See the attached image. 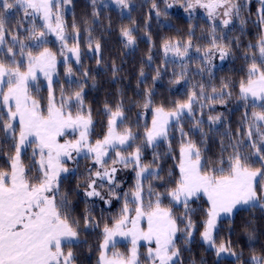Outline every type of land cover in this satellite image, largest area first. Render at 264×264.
I'll list each match as a JSON object with an SVG mask.
<instances>
[{"label": "snow or ice", "instance_id": "snow-or-ice-1", "mask_svg": "<svg viewBox=\"0 0 264 264\" xmlns=\"http://www.w3.org/2000/svg\"><path fill=\"white\" fill-rule=\"evenodd\" d=\"M91 3L95 8L97 0H91ZM114 3L121 10L130 8L129 0H114ZM259 3V23H264V0H259ZM70 4L71 0H0V55L3 56L0 59V132H3L5 142H10V151L14 153L8 156L9 170H0V264H74L73 252H65L64 248L70 249L77 242L80 222L70 219V200L61 192V174H68L70 171L65 167L67 161L75 160L77 166L73 171H79L78 157L92 160V167L86 168L83 174L84 195L87 198H99L106 204H111L110 197L116 195V190L120 187L116 173L130 165L135 172L134 190L116 195V199H123L120 216L114 220L112 227L105 225L103 228L99 264H140L137 250L140 240L155 244L154 248H148L149 264H181L180 249L176 243L177 233L182 231L185 246L191 243L196 227L191 218L195 210L189 205L193 199H199L201 193L207 196L209 205L205 210L206 218L202 221V241L215 250L217 257L224 254L240 260L243 253L237 254L232 250L230 240L217 245L216 234L221 213L230 214L237 205L264 207L261 203L264 201V35L257 45H249V48H258V54L245 55L244 58L251 61L248 78L239 82L240 99L251 101L252 107L259 102L262 110L253 111L250 115L245 112L244 123L247 128L244 135L248 138L247 144L242 139L231 144V154L227 158L221 157L217 162L219 166L209 170L208 161L202 162L200 149L187 138L188 133L184 131L181 121L187 117L195 126L193 130L202 131L199 126L206 122L202 110L208 105L201 103V100L225 103V98L232 95L228 90V82L222 81L219 91L211 87V95L206 94L204 84L193 85L186 101H173L171 110H165L162 106L152 108L151 126L145 124L142 134L132 127L118 130V123L123 126L127 120L123 101L117 103L114 109L106 105L107 132L103 139L96 140L94 144L88 139L93 123L91 109H87V117L82 111L74 116L70 110L72 98L63 95L57 107L52 94V74L56 70L57 59L56 53L45 47L48 43L46 36L52 34L59 41L60 55L64 57L67 75L71 77L69 60L74 57L75 63L80 64L81 53L78 25L75 22L72 24L71 35L66 32L63 8ZM247 6L248 0L242 4L234 0H210L209 3L186 0V9L203 7L213 19L211 48L206 49L202 57L209 74L212 72V58L215 55L219 54L221 60L231 55L229 45L222 43L227 37L216 35L217 27L227 29L233 23V17L240 18L242 9ZM169 7L171 5L165 6V12ZM152 8L159 17L160 9L154 0ZM13 10L22 13L19 26L15 29L8 24L7 19ZM98 14V11L93 13L94 16ZM37 15L43 20L39 29L34 22ZM217 16L222 18L217 20ZM24 23H31L32 27L25 28ZM240 23L243 25L245 22L241 19ZM134 31L135 29L127 27L121 29L127 48H132L136 43ZM22 32L23 39L20 38ZM194 35V31L189 32V37ZM93 44L94 51L98 54L101 50L100 42L89 37L90 50L93 49ZM193 47L191 39L183 42L165 40L162 44L166 56L171 53L181 60L188 57V51ZM33 48L37 49L35 55ZM196 51L199 52L200 49L196 48ZM17 56L21 59L17 60ZM151 60L149 57V63ZM97 63H100L99 59ZM182 67L186 68V65ZM116 71L113 67V72ZM156 71L159 76L160 70ZM204 71V68L198 69L197 74L203 75ZM37 72L43 73L48 81L49 105L46 116L28 92L29 83L37 80ZM84 75L87 77V73ZM140 75L144 77L143 71ZM186 75V71L173 73L174 77H178L175 83H179ZM73 95L76 105L83 110L82 91H76ZM152 95L151 91H145V109L153 104ZM66 104L69 110H65ZM194 106L200 110V119L195 118ZM245 106L247 107V103ZM220 121V115L207 116L210 127ZM173 128L180 133L179 178L171 180L173 186L166 188L164 193L155 191L148 184L145 205V182L153 178L162 179L163 169L153 168L142 162L143 148H153V163H156L158 153L155 149L159 142L169 140V132ZM68 129H79V138L74 142L66 140L59 143L57 138ZM254 136L258 140L253 139ZM33 137L34 141L30 139ZM141 139L142 146L137 143ZM34 142L36 147L32 155L36 174L32 176L31 169L26 171L22 165L21 153ZM241 147H250L255 160L252 155L242 152ZM222 151H228V148H223ZM110 152L112 155H109ZM256 163L260 167L253 168L252 165ZM171 176L170 172L169 177ZM106 185L109 189L107 196L101 192ZM153 196L155 199H152ZM165 196L170 203L183 207L184 214L179 217L184 225L183 229L179 227L171 208L162 206ZM129 203L135 207L130 209ZM130 212L134 213V218L129 216ZM145 219L146 230L140 227L141 220ZM84 226L99 227V223L86 214ZM116 237L131 238L132 248L128 258L117 252H112L109 258L110 247H116ZM252 238V233H249V239ZM246 264H264V255L253 254Z\"/></svg>", "mask_w": 264, "mask_h": 264}, {"label": "trees", "instance_id": "trees-1", "mask_svg": "<svg viewBox=\"0 0 264 264\" xmlns=\"http://www.w3.org/2000/svg\"><path fill=\"white\" fill-rule=\"evenodd\" d=\"M174 1L154 0L161 13L157 17L152 8L153 0H129L130 8L125 9L124 12L106 5L103 0H97L95 8L91 0H71V4L63 8L67 34L73 33L71 26L75 22L79 28V38L87 46L89 37L93 41H99L101 50L97 54L93 44L91 51L88 48L81 51L80 64L70 60L68 66L72 68L71 77L67 75L66 65L59 64L56 94L67 93L74 98V92L82 91L83 110L75 105L71 107V111L73 115L82 111V114L87 116V109H91L93 123L89 135L92 142H95L103 139L107 132L106 105L114 109L117 103L123 101L127 120L123 126L119 125V128L132 127L134 131L142 134L145 124L151 126L152 108L162 106L165 110H171L174 106L173 101H186L187 95L193 90V85L204 84L206 94L211 95V87L219 91L221 82H228L230 84L228 90L232 95L225 98V103L201 100V103L208 105L202 110L206 121L199 126L202 131L193 130L195 126L187 117L181 121L184 131L188 133L187 138L191 139L200 149L202 162L207 160L208 169L211 170L219 166L217 162L221 157L227 158L231 154V144L241 139L244 144H247L248 138L244 135L247 128V124L244 123L245 112L250 115L253 111L262 110L259 102L252 107L251 101H242L239 95V82L248 78V68L251 64V61L244 57L245 55L251 56L253 53L258 54V48H249V45H257L263 35L264 23H259L257 14L261 5L259 0H248V6L242 9L240 18L233 17V23L227 29L221 30L220 26L217 27L216 35L227 37L222 43L229 45L231 55L223 60L220 59L219 54L215 55L212 58V72L209 74L202 57L205 50L211 48L210 37L213 21L208 19V11L203 7H196L198 11L191 13L189 17L175 11L172 7L167 8L165 12V6L172 5ZM207 1L209 0H201V3H209ZM234 2L242 4L245 0H234ZM94 11H98V16L93 15ZM7 19L8 24L15 29L19 26L18 22L22 19V13L13 10ZM241 19L245 22L243 25L240 23ZM34 22L38 29L41 23L43 24L39 15L35 17ZM23 27L30 28L32 24L24 23ZM124 27L135 29L133 35L136 43L132 48L125 47V40L121 35V29ZM190 31H194L195 35L189 37ZM20 38H24L23 32ZM46 39L48 43L45 47L54 52L57 51V38L48 34ZM188 39H191L194 45L189 49L188 57L181 60L179 57L169 58L171 53L165 55L162 48L165 40L183 42ZM27 42L30 43L25 41ZM196 48L200 51L197 52ZM36 50L32 49L33 52ZM149 57L152 58L150 63ZM0 59H3L2 55ZM97 59L100 60L99 64ZM182 65H186V68ZM113 67L117 69L115 73ZM201 68L205 69L203 75L197 74V70ZM157 69L160 70L159 76H157ZM141 71L144 77H141ZM182 71H186L187 75L180 79L179 83H175L178 77H174L173 73ZM84 73H87V77ZM142 80L146 82H141ZM44 91L46 96L42 101L47 102L48 89ZM145 91L153 93V104L148 109L143 107ZM194 112L195 118L200 119V110L195 106ZM138 114L142 115L138 116ZM209 114L220 115L221 121L210 127L207 123ZM137 121L139 128H137ZM253 139L258 140V137L254 136ZM137 143L143 144L142 139ZM179 147L180 133L173 128L169 132V140L159 142L155 149L158 153L156 163H153V148L151 146L143 148V163L153 168L163 169L162 179L153 178L145 182V205L147 204L148 184H151L155 191L164 193L166 188L173 186L171 180L179 178ZM223 148H228V151H222ZM241 151L252 155L250 147H241ZM13 154L10 151V142H5L4 134L0 132V170H9L8 156ZM252 159L255 160L254 155ZM21 161L28 170L31 169V175L34 176L36 172L33 163L29 162L26 154L21 155ZM78 161L79 171H73L61 177V192L66 194L70 200V219L74 218L80 222L79 242L74 243L70 249L65 247L64 251L73 252L74 264H99L98 255L99 246L103 242V228L105 225L113 226L114 220L121 214L123 205L119 203L114 207H106L87 198L84 195L83 174L86 168L92 167L91 159L81 158ZM252 166L253 168L260 167L258 163ZM170 172L172 173L171 178L169 177ZM132 179L129 178L123 182L124 188L129 191L133 186ZM78 185H80L79 188ZM152 199L155 197L153 196ZM261 203L264 204V201ZM162 206L171 208L179 227L183 229L184 225L179 220V217L184 214L183 207L170 203L166 196L162 200ZM189 206L195 210L191 218L195 222L196 231L188 246H185L183 242L182 231L177 233L176 243L180 249L181 264H192L193 261L195 264H202V262L203 264H246L251 255H264V207L241 208L232 218L220 220L216 234L217 245L230 240L232 250L237 254L243 253L242 258L236 260V258L217 257L215 251L202 242L200 233L203 231L202 221L206 218L205 210L209 206L207 198L200 195L199 199H193ZM134 207L133 204L131 209ZM86 214L94 218L99 223V227L85 228L84 216ZM130 214L134 215L132 212ZM249 233H252V239H249ZM130 247L131 243H119L113 251L122 254L123 257H128ZM140 249L143 251L146 247L143 245ZM139 261L140 264H149L144 253H141Z\"/></svg>", "mask_w": 264, "mask_h": 264}, {"label": "rangeland", "instance_id": "rangeland-1", "mask_svg": "<svg viewBox=\"0 0 264 264\" xmlns=\"http://www.w3.org/2000/svg\"><path fill=\"white\" fill-rule=\"evenodd\" d=\"M103 2L106 4V5H108V6H111V7H115V8H118V9H120L115 3H114V0H103ZM207 2H210V0L209 1H207ZM177 4V5H176ZM185 4H186V0H180V1H178V0H175L173 3H172V5H171V7L175 10V11H177V12H180V13H182L183 15H185V16H187V17H189V15L191 14V13H194L195 11H198V8H193V9H186L185 8ZM121 10V9H120ZM124 10L125 9H123L122 11L124 12ZM200 10V9H199ZM219 11H222V10H219ZM222 17H220V16H217V20H219V19H221ZM208 19L212 22L213 21V19L209 16L208 17ZM41 25H42V23H41ZM263 35H264V28H263ZM79 38V37H78ZM28 43V42H27ZM57 47H58V50L57 51H53L54 53H56V59H57V65H56V70H55V72L52 74V94L55 96V101H56V105H57V107H59V102H60V100H61V96L63 95V96H65V97H71V95H69V94H67V93H60V94H56V78H57V66L59 65V64H64V57H62L61 55H60V44H59V41L57 40ZM72 44V41L70 40L69 41V45H71ZM79 47H80V53H81V51H84V50H86L87 48L89 49V47L83 42V40H81L80 38H79ZM50 49V48H49ZM40 50H42V49H40ZM90 50V49H89ZM52 51V50H51ZM91 51V50H90ZM36 52H37V50L36 51H34L33 52V54L35 55L36 54ZM169 58H171V59H175L176 57L175 56H173V55H170L169 56ZM21 59V57L20 56H17V60H20ZM70 60H73V61H75V58L74 57H71V59ZM69 60V61H70ZM25 61H26V58H25ZM22 70H24V69H22ZM43 87V88H42ZM41 88V89H40ZM44 89H48V81L46 80V78L44 77V75H43V73H41V72H37V80L36 81H32V82H30L29 83V87H28V92H29V95H30V97L33 99V100H35V101H37V103H38V105H39V107H40V110H41V112L46 116L47 115V108H48V105H49V89H48V97H47V102H44V101H42L44 98H45V91H44ZM72 99H71V107H74L75 105H76V103H75V101H74V99H75V97L73 98V97H71ZM72 108H70V110H71ZM65 110H69V107H68V105L66 104V107H65ZM76 115V114H75ZM74 115V116H75ZM86 116V115H85ZM87 117V116H86ZM118 130H122V129H120L119 128V123H118ZM79 138V129H76V130H71V129H68V130H66L65 131V134L64 135H62V136H59L57 139H58V142L59 143H64L66 140H70V141H75L76 139H78ZM31 140H35V138L33 137V138H30ZM88 139H89V141L91 142V143H95V142H92V140H91V137H90V135H89V137H88ZM141 146H142V144H141ZM36 147V143L34 142V143H32V145H31V147H27V148H25L24 150H22V153H21V155L22 154H26V157H28L29 158V162L30 163H33L34 161H33V155H32V153H33V149ZM30 148V150L28 151V149ZM131 150H134V149H130V151ZM109 155H112V153L110 152L109 153ZM142 155L144 156V152L142 153ZM73 156L75 157V153H73ZM82 156H83V154H82ZM82 157H78V158H76L77 160H80ZM37 159H38V157H37ZM142 162H143V160H142ZM91 164H92V160H91ZM22 165H23V167L26 169V171L28 170V168H27V166H25L23 163H22ZM75 166H76V162H75V160L74 161H67L66 163H65V167H67L70 171H69V173H71V172H73V169L75 168ZM92 166V165H91ZM117 167H120L119 165H117ZM68 173V174H69ZM68 174H61V177H63V176H65V175H68ZM129 178H133L132 180H133V186L130 188V191L131 190H134V185H135V183H136V178H135V172L133 171V166H129L128 168H126V169H122V170H120V171H118L117 173H116V179L118 180V181H120V187L116 190V195H119L121 192H128L129 190H127L126 188H124V184H123V182L124 181H126V180H128ZM101 192H102V195H106L107 196V194L109 193V189H108V187H107V185L101 190ZM116 195H112L111 197H110V199H111V204H106L105 202H103V201H101V200H99V198H95V197H93V198H89V199H92V200H95V201H97L98 203H100V204H102V205H104V206H106V207H114V206H116L117 204H119V203H121L122 205H123V199H116ZM200 195H202V196H204V197H206L207 198V196L206 195H204L203 193H201ZM132 203H129V208L131 209V207H132ZM247 207H249V206H247V205H243V206H241V205H237V207L236 208H234L233 209V211H232V213H230V214H224V213H221V218H220V220L221 219H223V218H228V219H230V218H232L234 215H235V213L239 210V209H241V208H247ZM129 216L131 217V218H134V215L133 216H131V214L129 213ZM220 220L218 221V227H219V222H220ZM146 219L145 220H141V222H140V227L141 228H143V229H145L146 230ZM112 227V226H111ZM116 240H117V244H119V243H131V238L130 237H116ZM77 242H79V237H78V240H77ZM76 242V243H77ZM203 242V241H202ZM204 243V242H203ZM116 244V245H117ZM205 244V243H204ZM145 246L146 247V249L145 250H143L142 251V249H140V247L141 246ZM206 245V244H205ZM207 246V245H206ZM149 247H155V244L154 243H152V244H149V242H147V241H144V240H140V241H138V244H137V250H138V259H140V255H141V253H144L145 254V256L147 257V252H148V248ZM208 247V246H207ZM131 248H132V245H131V247H130V254H131ZM209 248V247H208ZM209 249H211V248H209ZM212 250H214V249H212ZM215 251V250H214ZM112 252H114L113 251V248H111L110 247V250H109V253H108V255H109V258H111V255H112ZM130 254L128 255V257L130 256ZM128 257H124V258H128ZM220 257H227V258H235L234 256H228V255H224V254H222ZM99 258H100V252H99V255H98V260H99Z\"/></svg>", "mask_w": 264, "mask_h": 264}]
</instances>
